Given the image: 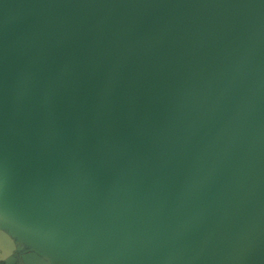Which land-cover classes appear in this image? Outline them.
I'll use <instances>...</instances> for the list:
<instances>
[{
	"label": "water",
	"instance_id": "obj_1",
	"mask_svg": "<svg viewBox=\"0 0 264 264\" xmlns=\"http://www.w3.org/2000/svg\"><path fill=\"white\" fill-rule=\"evenodd\" d=\"M2 264H264V0H0Z\"/></svg>",
	"mask_w": 264,
	"mask_h": 264
},
{
	"label": "crops",
	"instance_id": "obj_2",
	"mask_svg": "<svg viewBox=\"0 0 264 264\" xmlns=\"http://www.w3.org/2000/svg\"><path fill=\"white\" fill-rule=\"evenodd\" d=\"M0 264H2V262L0 261Z\"/></svg>",
	"mask_w": 264,
	"mask_h": 264
}]
</instances>
